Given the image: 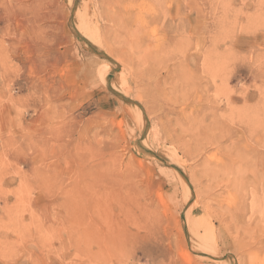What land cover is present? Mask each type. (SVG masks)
<instances>
[{"label":"rangeland","instance_id":"1","mask_svg":"<svg viewBox=\"0 0 264 264\" xmlns=\"http://www.w3.org/2000/svg\"><path fill=\"white\" fill-rule=\"evenodd\" d=\"M154 263L264 264V0H0V264Z\"/></svg>","mask_w":264,"mask_h":264},{"label":"bare ground","instance_id":"2","mask_svg":"<svg viewBox=\"0 0 264 264\" xmlns=\"http://www.w3.org/2000/svg\"><path fill=\"white\" fill-rule=\"evenodd\" d=\"M181 11H182V9H181ZM190 14H191V16H192V14H193V11L191 10V12H190ZM182 28H183V24H182ZM176 30H178L179 29V25L175 28ZM177 34H178V43H183L184 41H186L189 45H191L192 44V40H193V38H195V34H194V32H193V30L192 29H189V30H187V31H177ZM256 116H257V114H255ZM255 118V117H254ZM253 118V119H254ZM258 118V117H257ZM251 120V119H250ZM249 120V121H250ZM254 121V120H253ZM178 137V136H177ZM190 237V236H189ZM209 243V242H208ZM210 247L208 246V249H209ZM207 249V253H208V250ZM211 250V249H210ZM206 253V254H207ZM209 254V253H208ZM154 264H156V263H154Z\"/></svg>","mask_w":264,"mask_h":264}]
</instances>
